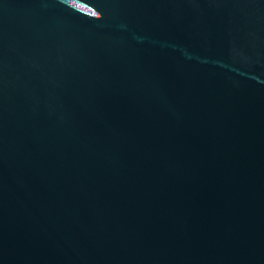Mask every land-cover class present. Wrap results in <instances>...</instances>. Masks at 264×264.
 Masks as SVG:
<instances>
[{"label": "water", "instance_id": "95a60500", "mask_svg": "<svg viewBox=\"0 0 264 264\" xmlns=\"http://www.w3.org/2000/svg\"><path fill=\"white\" fill-rule=\"evenodd\" d=\"M0 264H264V0H0Z\"/></svg>", "mask_w": 264, "mask_h": 264}]
</instances>
